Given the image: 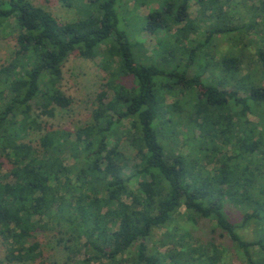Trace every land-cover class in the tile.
Returning a JSON list of instances; mask_svg holds the SVG:
<instances>
[{
    "label": "trees",
    "instance_id": "trees-1",
    "mask_svg": "<svg viewBox=\"0 0 264 264\" xmlns=\"http://www.w3.org/2000/svg\"><path fill=\"white\" fill-rule=\"evenodd\" d=\"M156 1L137 26L157 37L159 50L145 56L121 28V0H82L80 17L67 22L29 0H0V37L14 43L0 64V264H35L47 231L59 234L73 264H227L233 250L242 264H264V0L148 2ZM250 31L261 41L257 61H245ZM222 39L232 42L224 53ZM75 53L100 57L107 76L91 121L69 132L43 118L72 102L60 84ZM210 64L222 75L215 79ZM184 87L194 89L197 139L210 142L198 141L196 152H211L206 164L217 157L214 173L164 142L182 107L163 104V94ZM122 137L139 161L131 173ZM216 139L232 143V154L217 156ZM201 225L213 233L207 243L191 233ZM160 228L167 231L155 240ZM218 239L229 246L219 249ZM166 241L162 253L155 245Z\"/></svg>",
    "mask_w": 264,
    "mask_h": 264
},
{
    "label": "rangeland",
    "instance_id": "rangeland-1",
    "mask_svg": "<svg viewBox=\"0 0 264 264\" xmlns=\"http://www.w3.org/2000/svg\"><path fill=\"white\" fill-rule=\"evenodd\" d=\"M29 1L35 5L42 6L46 10H49L60 22L75 21L78 19V17H80L79 4L82 0H71L70 5L64 4L62 0ZM142 1L144 2L141 3L139 0H121V5L119 7L120 14L123 18L121 21V28L130 35L131 41H141L145 48V51H140L141 54H144L145 56H153V49L159 50V46L157 45V37H154L147 31H139L137 26L141 18L146 16L151 8L156 7L158 2L156 1L153 2V4H150V2L148 1L151 0ZM196 9V5L190 7L189 13L191 18H194L196 16ZM192 37L193 36H191V38ZM245 38L247 39H243V41L248 43V46L245 48V61L247 60V58L250 60L255 59V61H257L255 52L256 48L260 47L261 45L260 39H257V37L253 35L252 31H250L248 37L245 36ZM222 40L223 41H220L219 43V50L224 53L230 47H232V42L228 41L227 39ZM13 51L14 43L0 37V64L7 63L13 55ZM159 58H161L160 55L157 56V59ZM217 58L218 55H216L215 61L219 60ZM184 59L182 60V62L186 61V58ZM100 60V57L89 59L75 53L73 55H70L64 62L62 67V80L60 86L64 94L72 98V102L67 108H57L55 111V115L52 118H43V120L50 124L52 128L60 130L64 129L69 132H74L76 128L83 126L91 121L93 110L97 106V95L103 88V84L106 81L105 77L107 76L106 71L100 68ZM159 61L160 59L157 60V62ZM167 64L170 65L167 66V68H174L176 64H179V61H177L176 64L165 62L162 65L164 66ZM209 68L214 70L213 77L215 79L222 75L220 73V68L216 66L213 67L212 64H210ZM174 69H177L178 72L183 70V68H180V66L178 67V65ZM194 71L195 68L192 67L189 70V75H192ZM241 72L245 73L244 67H242ZM206 76L207 74H204V78H206ZM255 77L260 78L258 72H255ZM226 88H228L229 90L234 89L232 86H226ZM183 90L184 91L182 92L175 91L171 94H163V104H165L166 106L181 105L182 107V110H175V113L172 117V122L168 124L169 127L174 129V132H167V137L164 142H168V149H170L172 154L176 155L181 153L183 155H186L187 159H192L194 157L198 158V161L201 162L200 164L205 165L204 169L206 171L214 173L213 169L217 164V157L212 158L211 162L206 164V161L204 159L205 157L202 156H204L203 154L205 153L211 152L209 150H205V148H201L200 152H196V148H199V145L197 143L198 141L203 140L209 146L210 142L208 141L207 137L197 139L200 136V130L193 125V118L195 114L191 110V105L194 103L192 101L195 100L194 89L184 87ZM107 94L109 99L112 96V93L108 92ZM238 96H245V92L239 89ZM166 117L168 116L166 115ZM249 117L250 119L255 120V118H253L251 115ZM123 124V126L125 127L129 126V122L127 120H124ZM162 133L166 135L164 130L162 131ZM30 138L37 141V135L35 133H32L30 135ZM215 144L219 147V153L217 156H221L222 154H232V143L223 144L219 139H216ZM119 148L129 158V162H127L126 172L131 173L130 171H132V168L139 162L135 154V148L131 145V142L126 137H122L119 143ZM67 155L68 153L66 152L64 158H66V160L70 164L72 163V161ZM206 171H203L202 173H205ZM135 184L136 183H131V186L135 187ZM176 220H180L179 223L181 224L182 220L186 219L184 217H176ZM180 224L177 226L179 228V230H176L177 234H182ZM211 224L212 226H215L214 222H212ZM166 231V228L158 229L156 234L154 235V239L158 240L163 238V234H165ZM191 233L193 236L197 237L196 239H201L203 243H207L208 239L213 236V233L209 231V228L205 227L204 225L192 228ZM244 234L248 238L252 237L251 227L246 228V232H244ZM39 235V239L41 240L40 249L42 255L39 258V261H37L35 264H73V260L68 257L69 253H67L63 249L62 243H58V239L60 238L59 234L54 233V231H47L43 234L40 233ZM166 242V244L157 242L155 246L160 252L163 253L165 249L168 248V244L170 243V241ZM216 243L218 244L219 249L229 246V243L225 239H218V241L216 240ZM192 244V246H196V243ZM198 244H201L200 241H198ZM233 251L223 256V262L226 261L227 264H242V261L239 259L240 257H236V254ZM0 257H3V248H1V244ZM83 257L84 256L81 254L77 256L76 259L80 260ZM227 257L230 259H227ZM2 264L7 263L3 262Z\"/></svg>",
    "mask_w": 264,
    "mask_h": 264
}]
</instances>
